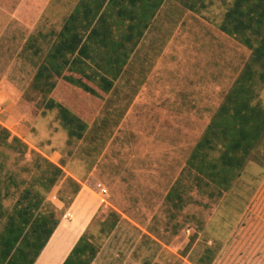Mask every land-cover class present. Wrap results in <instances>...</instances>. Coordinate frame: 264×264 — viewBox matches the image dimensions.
I'll use <instances>...</instances> for the list:
<instances>
[{"label": "rangeland", "instance_id": "1", "mask_svg": "<svg viewBox=\"0 0 264 264\" xmlns=\"http://www.w3.org/2000/svg\"><path fill=\"white\" fill-rule=\"evenodd\" d=\"M3 2L0 38L11 20L8 7L14 10L20 4L35 11L40 0ZM170 2L171 14L185 20L180 37L184 60L179 66L188 74L193 65L196 86L203 87L196 90L186 81L184 101L157 104L170 112L180 110L187 118L153 117L145 109L130 112L134 103L127 96L109 100L98 116L103 102L68 93L63 105L91 125L82 140L73 139L59 111L48 110L51 95L35 90L39 64L31 48L33 21L27 30L0 41V138L6 129L21 141H0V210L11 214L29 190L42 196L41 212L57 211L62 220L85 192L100 207L87 232L99 254H107L105 264H205L209 250L212 264H264V138L228 190L188 167L253 51L221 30L234 0H205V7L201 0ZM49 49L50 43H44L43 57ZM215 80L219 94L206 101ZM257 86L254 104L264 110V84ZM192 114L203 116L194 124ZM219 155L217 151L209 158ZM52 165L63 174L47 189ZM176 186L184 199L181 210L167 199ZM5 223L3 219L0 232ZM114 239L120 241L109 242Z\"/></svg>", "mask_w": 264, "mask_h": 264}, {"label": "crops", "instance_id": "2", "mask_svg": "<svg viewBox=\"0 0 264 264\" xmlns=\"http://www.w3.org/2000/svg\"><path fill=\"white\" fill-rule=\"evenodd\" d=\"M3 4V0H0V9L4 7ZM170 4V0H165L156 8V0H40L35 11L27 7L22 9L18 4V8L14 10L11 6L8 7L11 20L2 32L4 34L0 41L27 30V23L33 21V26L29 28L32 30L30 36L33 34L34 38L31 48L39 64L35 90H44L47 95H51L49 102L57 106L50 109L48 102L50 111L57 109L60 114L61 106L78 117L79 114H75L72 108L64 106L62 102L64 95L77 93L103 102L98 116L102 115L109 100H117L119 96L125 99L127 96L134 103L130 112L145 109L153 117L162 115L187 118L188 115L180 110L170 112L157 104L184 101L187 94L186 81L190 82L188 85L191 88L195 86L196 90L200 91L203 87L200 83L199 87L196 86L197 73L193 65L188 74L186 69L179 66L184 60L185 51L180 48V37L185 30V20H181L179 15L171 14ZM73 17H76V21L71 35L78 36L77 38L80 36L82 43L75 55L70 57L71 63L65 68L62 77L51 71L53 77L49 80L37 79L38 73L48 67L49 56L62 42V32ZM44 22L45 30L42 29ZM44 43H50L45 57ZM108 82L113 87L107 93L104 89ZM50 86L54 89H50ZM210 86L209 99L206 101H212V97L219 94L220 85L217 80ZM84 87H89L97 94L87 92ZM191 92L195 93V90ZM85 113L90 116L87 109ZM202 116L192 114L194 124L196 118ZM61 122L67 130L64 121ZM83 123L86 125L84 133L90 131V122ZM209 125L210 123L204 133ZM185 127L186 125L182 126ZM97 204L93 197L82 192L70 206L35 264H64L81 237L89 230L100 209ZM118 241L120 240L114 239L109 242ZM103 256L99 254L93 264H105Z\"/></svg>", "mask_w": 264, "mask_h": 264}, {"label": "trees", "instance_id": "3", "mask_svg": "<svg viewBox=\"0 0 264 264\" xmlns=\"http://www.w3.org/2000/svg\"><path fill=\"white\" fill-rule=\"evenodd\" d=\"M156 1V8H159L165 0ZM189 6L195 10L194 5ZM201 6H206L205 0H201ZM75 21L76 17H73L64 28L62 42L49 56L48 67L38 73L37 79L49 80L53 77L51 71L58 77L63 76L65 68L71 63L70 57L75 55L82 43L80 36L77 38L78 36L71 35ZM221 30L251 49L253 56L241 71L202 139L196 145L188 167L202 177L210 179L220 189L228 190L264 138V110L254 104L257 85L264 84V0H234L225 15ZM112 87L113 84L108 82L105 92L108 93ZM49 88L54 89L53 86ZM84 88L91 94H97L89 87ZM56 106L52 102L48 104L50 109ZM59 108L60 117L71 138L82 140L86 125L67 109L61 106ZM3 132L5 137L0 138V141L12 139L16 143L21 142L18 138L12 137L8 130L4 129ZM217 151L220 153L219 157L215 160L210 159L211 153ZM52 168L53 178L47 189H51L63 174L60 167L52 165ZM2 183L0 179V198L3 192ZM177 188L178 186L174 187L167 199L174 203L175 208L181 210L184 207V199ZM79 191L80 189H76L75 195H78ZM74 197L68 202V207L73 203ZM42 205V196L27 190L11 214L7 215L0 210V223L6 219L0 232V264L37 262L61 223L57 211L41 212ZM98 254L99 248L91 242L89 233L86 232L64 264H93ZM213 261L214 255L209 250L203 262L212 264Z\"/></svg>", "mask_w": 264, "mask_h": 264}, {"label": "built area", "instance_id": "4", "mask_svg": "<svg viewBox=\"0 0 264 264\" xmlns=\"http://www.w3.org/2000/svg\"><path fill=\"white\" fill-rule=\"evenodd\" d=\"M107 192V191H106Z\"/></svg>", "mask_w": 264, "mask_h": 264}]
</instances>
